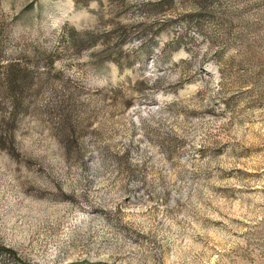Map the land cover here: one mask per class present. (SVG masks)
Wrapping results in <instances>:
<instances>
[{"label":"rangeland","instance_id":"rangeland-1","mask_svg":"<svg viewBox=\"0 0 264 264\" xmlns=\"http://www.w3.org/2000/svg\"><path fill=\"white\" fill-rule=\"evenodd\" d=\"M9 62L0 264H264V0H0Z\"/></svg>","mask_w":264,"mask_h":264},{"label":"trees","instance_id":"trees-1","mask_svg":"<svg viewBox=\"0 0 264 264\" xmlns=\"http://www.w3.org/2000/svg\"><path fill=\"white\" fill-rule=\"evenodd\" d=\"M2 69L3 71L0 73V92L13 95L21 94L28 81L29 71L23 68L20 69L16 62L7 63Z\"/></svg>","mask_w":264,"mask_h":264}]
</instances>
